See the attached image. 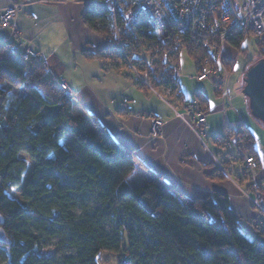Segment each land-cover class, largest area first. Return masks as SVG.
Instances as JSON below:
<instances>
[{
    "label": "trees",
    "instance_id": "trees-1",
    "mask_svg": "<svg viewBox=\"0 0 264 264\" xmlns=\"http://www.w3.org/2000/svg\"><path fill=\"white\" fill-rule=\"evenodd\" d=\"M130 2L117 0L116 16L112 3L86 9L85 24L108 43L92 56L130 63L153 88L178 93L180 53L201 52V41L173 27L157 30L145 18L131 24ZM244 39L229 44L240 48ZM14 46L0 41V214L11 240L0 243L4 264H56L58 250L42 245L54 237L74 250L60 264H106L109 256L116 264H264V229L255 227L248 237L229 195L188 200L147 172L43 64L23 60ZM204 56L209 54L201 53L196 63ZM226 61L232 70L234 62ZM205 103L200 97L206 112ZM240 135L241 152L259 162L254 138L247 131ZM141 170L145 183L131 185ZM244 177L251 181L248 193L264 194V183H253L247 171ZM88 193L95 195L93 207L84 205ZM79 205L83 212L77 215Z\"/></svg>",
    "mask_w": 264,
    "mask_h": 264
},
{
    "label": "crops",
    "instance_id": "crops-1",
    "mask_svg": "<svg viewBox=\"0 0 264 264\" xmlns=\"http://www.w3.org/2000/svg\"><path fill=\"white\" fill-rule=\"evenodd\" d=\"M11 6H20L12 27L21 34L26 47L33 46L47 56L50 78L65 79L73 96L99 119L120 146L139 158L143 169L163 177L188 200L221 192L230 196L240 217L253 216L257 208L245 194L251 181L244 177L247 168L242 154L248 155L229 146V139L238 141L242 131L254 138L259 169L252 182L264 183V124L252 116L246 97L230 78L224 94L209 95L207 84V91H197L190 98L179 83L182 100L167 96L165 88H153L135 68L132 67L136 73L108 57L92 56L107 48L108 43L85 24L83 15L89 7L83 2L0 0L1 8ZM12 27H0V41L17 42ZM232 47L224 46L226 60L234 61L229 54ZM179 76L176 73L178 81ZM197 81L204 84L202 88L207 87L206 82L213 84V79ZM200 97L206 101V137L210 144L205 140L204 144L172 109L200 103ZM154 118L164 121L157 134L152 132ZM222 148H234L238 156L223 154ZM221 172L225 179L220 178ZM259 194V204L264 209V194Z\"/></svg>",
    "mask_w": 264,
    "mask_h": 264
},
{
    "label": "built area",
    "instance_id": "built-area-1",
    "mask_svg": "<svg viewBox=\"0 0 264 264\" xmlns=\"http://www.w3.org/2000/svg\"><path fill=\"white\" fill-rule=\"evenodd\" d=\"M88 7L97 8L101 5L113 4L112 14L116 16L117 0L99 2L98 0H79ZM130 8L126 13L127 20L134 24L140 18L148 20L157 30H165L170 27L176 28L180 35H188L199 39L202 49L207 51L209 56L206 64L212 63L211 70L197 67L202 73L197 76L199 81H205L209 75L214 76L216 90L223 94L226 92L229 71L225 67L223 49L238 36L246 37L254 34L257 38L261 54H264V0H130ZM20 6L7 8L0 7V27H12L16 20ZM13 28V27H12ZM14 36L17 39L13 48L25 61H36L48 68V58L42 52L34 49L33 46H25L21 34L13 28ZM1 42H9L3 39ZM203 63V62H202ZM204 66V65H203ZM178 76V75H177ZM59 87L68 96H73V91L63 78H54ZM174 113L181 118L193 133L205 144L204 136L207 129V113L199 108L197 104L188 103L184 110H177L172 107ZM164 125L161 119H153L152 132L157 134ZM234 145L242 154L240 142L229 139V146ZM246 162L247 171L254 176L259 163L254 157L242 154ZM247 196L260 209L261 195L256 197ZM264 229V223L260 225Z\"/></svg>",
    "mask_w": 264,
    "mask_h": 264
},
{
    "label": "rangeland",
    "instance_id": "rangeland-1",
    "mask_svg": "<svg viewBox=\"0 0 264 264\" xmlns=\"http://www.w3.org/2000/svg\"><path fill=\"white\" fill-rule=\"evenodd\" d=\"M225 45H227V44H225ZM199 49H200V47H199ZM199 49L198 50H196V49L193 50L192 54L191 53L189 54V52L186 51V50H182L181 53H180V65H179L178 72L180 73V76H179V81L180 82L179 83L181 85V88L187 93V96L190 97V98L191 97H195V93L197 91L206 90L208 88V86H209V90L208 91L206 90V91L208 92L209 95L215 96V92H217L218 94H223L221 91L216 90V87H215L214 83L211 84V81L210 82H206L205 85L207 86V84H208V86L205 87V88H202L203 85H204L203 83H199L197 81V76L202 74L197 69V67H199V65H200V67L201 66H202V68L205 67L208 70H211L212 69L211 67L213 66L212 63L206 64L205 60H203V61L201 60L199 62V64L196 63L197 61H195V60H197V58L201 55V53H203L205 55V52H207V51L203 50L202 48H201V52H200ZM229 54H231V56L233 57L234 66H233V69L230 70L229 69L230 66L228 65L229 63L225 60V67L229 71V78L231 79V81L234 84L238 85V87L241 89V94H243L242 93V77L246 73L248 66L251 63H253L255 60L263 58V56L261 55V52H260V48L258 46V42H257L256 36L254 34L247 35L245 37L244 41L242 42L240 48L232 47L231 48V52H229ZM223 55H224V51H223ZM207 57L204 56L205 59ZM128 65H127V67H129V68L131 67L132 68V65L130 63H128ZM131 70H132V72L133 71L135 72V70L133 68ZM208 79H213V82H214V76L209 75ZM163 91L165 92V94L167 96H172V97L173 96H176V97L178 96L177 93H173L171 91V89H164ZM193 103L198 105L199 101L193 102ZM174 108H176L177 110L180 109L178 107H174ZM182 110H184V108ZM206 135L204 136V140L207 143L210 144L211 143L210 139L208 137H206ZM222 153L223 154H228L229 153V154H231L233 156H238V154H237V152H236V150L234 148H228L227 150L222 148ZM220 160L223 161L222 159H220ZM144 175H145V173L142 170L138 171L135 175H132L130 177L131 185L137 186V185L145 183V179L146 178H145ZM256 175H257V173L254 176L251 175L253 182H254V178L256 177ZM67 182L68 183H73L72 180H67ZM257 193L259 194V192H256V193H248V192H246L245 194L246 195L248 194L250 196L252 195V197H256ZM76 198H77L78 202H80V200L82 199L78 195H76ZM84 200H86L84 202L85 206L93 207V206L96 205L95 195L93 193H88L86 195V197L84 198ZM253 205H254L255 208H257L256 210H254V207H253V210H254L253 211L254 212L253 216H248V217L243 216V217H241V229L250 238L254 237L255 227H257V228L260 227V226H257V225L261 224L259 221H263L264 220V209L263 210L260 209L254 203H253ZM261 205H263V207H264L263 202L261 203ZM82 212H83V207L81 205L77 206V209L75 210V213L77 215H80V214H82ZM256 220H258V221H256ZM106 228L112 229L110 224H107ZM42 241H43L42 245L44 246V248L46 250H52V249H57L58 250L57 251V257H56L57 258L56 259V261H57L56 264H60V260H61V258L63 256L71 255L74 252V250L72 248H69L66 244L63 243V239H61V238H58V237L43 238ZM6 260H7V258H6L5 252L0 250V263L4 264L6 262ZM106 264H116L115 257L114 256H109V258L106 261Z\"/></svg>",
    "mask_w": 264,
    "mask_h": 264
},
{
    "label": "water",
    "instance_id": "water-1",
    "mask_svg": "<svg viewBox=\"0 0 264 264\" xmlns=\"http://www.w3.org/2000/svg\"><path fill=\"white\" fill-rule=\"evenodd\" d=\"M242 93L252 116L264 124V58L251 63L242 77ZM4 217L0 214V243L10 245L11 240L7 237L3 228Z\"/></svg>",
    "mask_w": 264,
    "mask_h": 264
},
{
    "label": "bare ground",
    "instance_id": "bare-ground-1",
    "mask_svg": "<svg viewBox=\"0 0 264 264\" xmlns=\"http://www.w3.org/2000/svg\"><path fill=\"white\" fill-rule=\"evenodd\" d=\"M264 223V222H263ZM262 224V223H261ZM261 224L257 225V226H260Z\"/></svg>",
    "mask_w": 264,
    "mask_h": 264
}]
</instances>
